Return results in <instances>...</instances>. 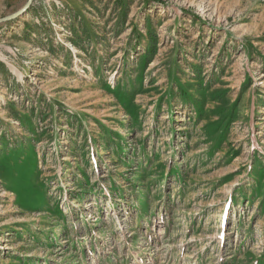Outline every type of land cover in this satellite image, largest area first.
<instances>
[{"label": "rangeland", "instance_id": "rangeland-1", "mask_svg": "<svg viewBox=\"0 0 264 264\" xmlns=\"http://www.w3.org/2000/svg\"><path fill=\"white\" fill-rule=\"evenodd\" d=\"M0 264H264V0L0 24Z\"/></svg>", "mask_w": 264, "mask_h": 264}, {"label": "water", "instance_id": "water-1", "mask_svg": "<svg viewBox=\"0 0 264 264\" xmlns=\"http://www.w3.org/2000/svg\"><path fill=\"white\" fill-rule=\"evenodd\" d=\"M33 3H34V0H28L27 3L24 5V7L20 9L19 11L11 15H8L6 17L0 18V24L8 23V22H11L13 20H16L24 16L31 9Z\"/></svg>", "mask_w": 264, "mask_h": 264}]
</instances>
